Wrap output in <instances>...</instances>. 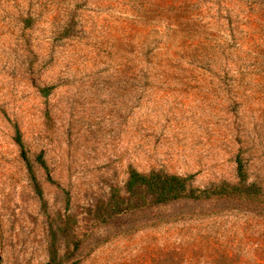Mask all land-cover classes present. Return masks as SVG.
Masks as SVG:
<instances>
[{
    "label": "rangeland",
    "instance_id": "1",
    "mask_svg": "<svg viewBox=\"0 0 264 264\" xmlns=\"http://www.w3.org/2000/svg\"><path fill=\"white\" fill-rule=\"evenodd\" d=\"M239 160L264 188V0H0V264H264L262 200L126 187Z\"/></svg>",
    "mask_w": 264,
    "mask_h": 264
},
{
    "label": "trees",
    "instance_id": "2",
    "mask_svg": "<svg viewBox=\"0 0 264 264\" xmlns=\"http://www.w3.org/2000/svg\"><path fill=\"white\" fill-rule=\"evenodd\" d=\"M16 142L21 151V157L27 165L31 179L34 183L35 192L39 197H43V190L39 185L34 172V166L29 158L28 152L26 150L25 143L23 141L21 132L17 128ZM38 162L46 170L49 179L51 175L49 172L48 165L43 158V156L38 157ZM238 176L239 184L236 186H226L225 184L220 187L216 186L214 190H198L192 186L193 176H180L176 174H168L161 171H151L150 173H142L137 169H131L129 172V179L127 181L126 187L129 194L136 193L137 191H142L148 197H150V203L152 205H164L172 202L180 201L184 198H189L192 200H202L211 198L212 196L225 195L233 196L236 194L246 196V200H251L258 202L262 200L264 203V188L257 186L256 184H249L247 174L245 173V168L242 161H238ZM111 202L113 204L114 210L117 213H122L126 211L123 208V200L118 191H114L111 196ZM57 254L54 252L52 263H56Z\"/></svg>",
    "mask_w": 264,
    "mask_h": 264
}]
</instances>
